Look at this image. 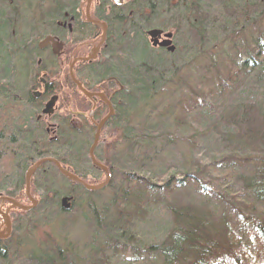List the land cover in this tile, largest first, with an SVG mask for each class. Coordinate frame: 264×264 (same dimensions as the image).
<instances>
[{"label": "trees", "instance_id": "obj_1", "mask_svg": "<svg viewBox=\"0 0 264 264\" xmlns=\"http://www.w3.org/2000/svg\"><path fill=\"white\" fill-rule=\"evenodd\" d=\"M170 1H134L130 31L134 16L147 19L148 14L154 13L159 18L168 19V15L174 14L179 18L176 23L185 22L187 29H190L188 31L196 33V39L188 43L182 39V49L178 50V55L161 50L162 56L156 64L150 60L149 52L153 47L144 34L151 24L139 27L138 36L106 37L101 52L102 60L96 63V67H90L88 72L96 77V82L100 85L107 84L116 89L114 113L105 124L117 126L121 130L125 152L114 164L106 166L110 180L104 189L88 191L71 181L68 182L73 186L70 185L69 188L67 184L60 192L54 189L55 199L52 197V202H49L53 212L49 218L54 215L56 222L59 220L62 214L60 210H63L60 198L69 196L72 198L71 208L76 203L79 209L76 213L92 221V241L82 245V249L87 252L83 261L87 264H125L128 263L126 258H119V254L124 256L127 253L134 255L131 264L138 261H144L143 264H253V260L264 264V214L244 212L243 207L232 199L235 196L233 194H236L233 189L228 187L223 192L225 183H219L218 174L211 172L206 175L210 172L209 169H219V164L226 160H232L239 165L253 164L258 175L255 174V177L246 180L244 190L251 191L254 201L264 203V151L257 149L261 154H255L252 149V145L256 143L264 146V126L261 127L257 123V119L264 123V0H220L219 4L225 7L226 12L220 20L211 19L208 15L211 1L180 0V4L174 6ZM0 3V42L1 36H12L15 41L23 42L27 40L25 36L35 33V24H26L24 20L27 18L19 15L20 2L0 0ZM51 3L49 11L42 10V6L37 7L42 11V16H46L43 19L47 21L45 25L54 24L53 18H59L62 7L67 5L63 0H52ZM146 7L150 9L148 12ZM49 12L51 15L48 17ZM114 30L117 31L118 27H114ZM253 31L255 36H249ZM220 34L222 36H218ZM1 46L0 43V49ZM18 47L25 46L22 44ZM24 53L26 56L28 51L25 50L22 54ZM8 61L6 57L0 56V81H4L5 85H8L5 79H13L11 71L7 68ZM22 62L21 59V68ZM196 63L197 67L194 66ZM11 66L14 67L13 64ZM221 68L225 71V76L219 73ZM183 70L185 74H182ZM190 83L193 84L192 87ZM237 90L230 104L226 97ZM16 94L20 95L14 88L10 93L4 89V96L10 101L15 100ZM23 96L28 97V94L20 95V99ZM167 104L168 108L160 113ZM175 108L186 112L182 114L178 111L179 116L176 117ZM167 109L168 117L173 119L174 125L189 126V120L195 123L196 131L190 135V146L197 148L200 141H204V134L199 132V129L206 131L211 127V132L220 135L219 138L229 139L234 147L230 153L234 154L223 155L218 161L215 159L208 163L201 164L200 159L189 165L183 163L179 169L171 166L158 170L159 166H151L154 160L152 156H142L144 150L151 152V146L157 141H162L165 148L175 142L174 136L164 135V129L157 131V118L159 115L167 117ZM228 109L230 111L226 112ZM98 113L96 122L102 119L103 109L100 108ZM216 113L218 114L215 115ZM140 114H144L143 122L136 125V118ZM182 116L187 119L184 120ZM88 124V127L94 128L90 121ZM27 127L28 120L23 119L20 129H23L26 135L25 143L29 142L33 145V150H36L39 139L35 134L36 129L29 130ZM241 128L245 130L241 131ZM39 132L43 134L42 130ZM32 135H36L34 140L31 139ZM92 142L93 137L91 144ZM79 143L81 142L77 143V147ZM86 144L88 145L87 141ZM238 150H243V156L235 155ZM94 156L100 162L96 154ZM56 159L60 164H64L62 158ZM142 163H148L149 169H141ZM70 166V172L86 180L84 174L74 171L72 165ZM23 180L20 175L21 184ZM190 183L203 195L206 192L217 193L218 201L230 208V216L246 225L256 249L251 250L246 245L236 247L235 242L239 239L229 223L225 222L223 233L218 235L207 222L205 223L204 218L189 216L190 214L173 206L168 208L172 223L159 229V234L164 237L162 240L151 242L135 237L131 219L144 212L142 206L144 202L150 201L148 195L162 193L168 196ZM77 189L82 192L81 194L78 191L79 196ZM217 189L222 190L223 194L217 192ZM105 190H109L110 197L103 196ZM251 206L253 207L252 204ZM109 210L114 214H107ZM223 211L226 213L227 210ZM25 215L23 214V217ZM22 218L17 217L18 225L21 224ZM4 241L0 240V264H7L5 260L9 248L6 246L7 241ZM129 241L133 244L137 241L135 248L128 247ZM142 250L146 254L145 259L141 258ZM74 257V252L70 249L65 251L54 242L48 245L41 255L39 253L35 256L32 252L28 256V264H78ZM77 259L81 261L80 257Z\"/></svg>", "mask_w": 264, "mask_h": 264}, {"label": "rangeland", "instance_id": "obj_2", "mask_svg": "<svg viewBox=\"0 0 264 264\" xmlns=\"http://www.w3.org/2000/svg\"><path fill=\"white\" fill-rule=\"evenodd\" d=\"M67 1L68 0H63L65 4ZM134 1L137 2L144 0ZM205 1H211L209 4L210 11L208 13L211 19L216 18L217 20H220L224 14L226 15L224 10L225 7L223 8L221 4H219L220 0ZM16 2H20L21 11L19 12V15L22 18H27L24 20L26 24L29 23L30 26H32L33 23L35 24V33L25 36L27 40L23 42H20L21 40L15 41L12 39V36H1L0 43L2 46L0 49V56H4L9 60L7 68L11 71L13 79H5L8 82V85H5L6 83L4 81H0V193L5 194L12 192L17 198L21 196L23 199V196H25V181L23 180L22 184L20 183V175L24 178V172L27 168L39 158L46 156L55 160H57L56 157L62 158L64 164L60 165L68 171L72 169L70 166L72 165L74 171L84 174L86 179L84 181L86 183L92 185L101 183L106 179V173L92 163L88 150L90 148L89 146L91 144L92 137L94 138L96 129L95 127H88L89 121L87 119H85V122L82 123L84 125L82 127L76 116H73V114L70 113L64 105L65 102L63 98L67 92L64 83L67 72L66 61L68 60L66 55H69L71 47L68 46L64 51L65 55L62 56H54L48 50L41 52L39 49H34L35 46L37 47L38 42L44 37L43 34L46 30H56L59 32L55 26L44 24L47 23V21L43 20L46 16H42V11L38 9L42 6V10L49 11V8L52 5V0H16ZM169 3H174L172 6L178 5L180 4V0H175L174 2L171 0ZM1 6L2 5L0 3V7ZM145 10L149 11L150 9L146 7ZM17 11L18 10H16V12ZM162 14L163 12L161 15ZM50 15L51 13L49 12L47 16L49 17ZM167 17L168 19L159 18V16H156L154 13L151 15L148 14L147 19L141 17L136 18V16H134L131 32H133V36H138L140 28L146 27L150 24L152 26L163 28L167 32L174 34L171 45H174L176 49H174L171 53H173V55H178V50L182 49V39L187 43L193 42L197 35L196 33H190L188 31L190 29H187L185 22L176 23L179 19L176 15L170 14ZM56 18L59 20L58 16ZM52 22L54 23V20ZM218 36H222V34ZM249 36H255V32L253 31V33ZM13 38L15 37L13 36ZM146 40L148 41L147 36ZM238 41L241 42V39L238 38ZM22 44L26 49L18 47V45L20 46ZM25 50L28 51L26 57L25 53L22 54ZM161 50L166 51L160 47L152 48V51L149 52L151 57L150 60L152 62L157 64L158 58H160L163 53ZM168 52L170 53V51H166V53ZM18 54L21 55L18 56ZM99 58H101V56H99ZM21 59L23 61L22 68L19 65V61ZM12 64L14 66L13 68L11 66ZM197 65V63L194 64L196 67ZM184 71L185 70L182 71V74H185ZM219 73L222 76H225V71L222 70V68ZM38 78L46 79V81L51 85L52 91L58 95V101L54 104L55 110L50 115V118L44 116L41 120L36 122L34 121L35 114L39 113L40 107L42 108V104L47 98L44 97L41 104L39 101H33V103L26 104L21 101L22 99H20V95H24L25 91L28 92V87L30 85H32V89L34 87L35 90L40 89L37 83ZM250 82H252V80ZM189 85L191 87L193 86L192 83ZM101 87L105 89L109 86L107 84H101ZM12 88L20 94H16L14 101H10L4 96V89L6 92L10 93ZM111 89H113V87H111ZM69 91L72 90L70 89ZM237 92L238 90L232 92L231 95L226 97L227 102L231 104ZM184 94L186 95V93ZM230 96H232V98H230ZM174 100L176 101V99ZM71 102L74 107H79L80 105L76 100H71ZM166 108H168V104L160 111V113L164 112ZM175 110L176 117L179 116V112L182 114L186 112L185 110L182 112L180 108H175ZM229 111L230 109L226 110V112ZM217 114L218 113L215 115ZM31 116L32 118L30 119ZM182 117H184V120L187 119L186 116ZM23 119L28 120L27 129H36L35 134L38 135L39 138L37 139L38 145L36 146V150H33V145L29 144V142L25 143L26 135L23 129H20ZM143 119L144 114H140L138 118H136V125L139 122L142 123ZM101 120L102 119L99 121L97 120L98 123ZM156 122L158 125L157 131L164 129V135L169 137L174 136L175 138V142L169 148H165L162 141H157V143L155 142L156 144L151 146L153 147L151 148V152H145L144 150L142 156H152L154 161H152L151 166H159L158 170L171 166H175L176 169H179L181 164L186 163L189 165L190 163L198 162V159H200L201 164L203 162L208 163L209 161H213L215 159L218 161L223 155L226 156L234 154L230 153L234 147L230 143L229 139H226L225 137L219 138L220 135L217 136L215 135V132H211L213 130L211 127L206 131L198 128L199 132H203L204 134V141H200L197 148L190 146V135L194 134L196 131L195 123L193 120H189V126L186 124L182 127L180 125H174L173 119L168 117V109L167 117L159 115ZM257 123L260 124L261 127L264 126V123H261L260 119H257ZM48 124H50L49 128L52 129L50 131L48 130L46 133L44 129L48 126ZM40 130L43 131V134L39 132ZM243 130H245V128H241V131ZM36 135H32L31 139L34 140ZM121 136L122 132L117 126L114 127L109 124H104L102 126L98 143L95 148V154L97 159L100 161L99 163L105 167L114 164V161L119 160L125 152V145ZM4 137L6 138L4 139ZM86 141L88 142V145L86 144ZM78 142H81L79 143V147L76 146ZM256 144H253L254 146L252 145V149L255 154H261L260 152L264 151V146ZM257 149H259L260 152H258ZM242 153L243 150H238V153L235 155L243 156ZM148 165V163H142L140 168L148 170ZM68 167H70V169ZM212 169H209L210 172H207L206 175L211 172L218 174L220 178L219 183H225V187L222 189L223 192L224 189L228 187L233 189L232 191H235L236 194H233L235 196L232 197V199L237 202L241 208L243 207L244 212L249 213L252 211L254 213L264 214V203L254 201L251 191H246V189L244 190L246 180L255 177V174H257L256 168L253 164L239 165L232 160H226L225 162L219 164V169ZM67 184L68 188L70 185L73 186L67 179L57 172L51 163L44 164V166H42L36 174H34L31 178L29 194L37 201L34 207L35 209L31 212H22L18 209H13L11 211V213L15 214L13 216L14 220L12 227L10 224L11 233L4 241H7L6 246L9 248L8 255L5 260L7 264H28V256L32 252L35 256L39 255V253L41 255V252L46 250L47 246L53 244L54 242L55 245L57 242L62 249H65V251L70 249L74 252V256L76 257L74 258L78 264H87L83 261L87 252L82 249V245L85 243L89 244L92 241V221L85 218L82 214L76 213L79 210L76 203L72 208L70 207L65 210L61 209L60 212L62 214L59 213L60 218L57 222L54 215L51 219L49 218V215L53 212L49 206L52 202L51 198H54V189L60 192V190L67 187ZM64 185L66 187H64ZM102 189H104V187L100 190ZM222 190L217 189L216 191L223 194ZM78 191L81 194L82 192L80 189H77L79 196ZM106 195H110L109 190H105L103 196L106 197ZM148 196L150 201L147 203L144 202V205L142 206V210L144 212L139 216H133L131 219L133 225L132 232L139 240L144 239L151 242L162 240L164 237L159 234L161 231H159V229L167 227L170 223H172V215L170 214L168 208L169 206H173L190 214L189 216L195 215L196 217L204 218L205 223L207 222L208 226L214 230L213 232H217L218 235L223 233L225 222L229 223L232 226L235 235L239 239V241L235 242L236 247L246 245L249 246L251 250L256 249V245L253 242L251 234L247 232L246 225L240 221H236L230 216V208L225 206L224 203H220L218 201L219 197L217 193L206 192V194L203 195L190 183L184 188L173 191L168 196L162 193H153ZM20 204L27 205L28 202L26 203L25 200H22ZM246 204L248 205L245 206ZM224 209L227 210L226 213H224ZM84 211L88 213L87 210ZM108 213L112 215L114 214L111 210H109L107 214ZM23 214L26 215L23 217ZM17 217H23L20 221L21 224L19 225L17 224ZM101 240L99 242H101ZM136 243L137 241H135L134 244L136 245ZM134 244L129 241L128 247L135 248ZM141 254V258L145 259L146 254L143 250L141 251ZM119 255V258L121 259L126 258L125 260H127L128 263L125 264L132 263L131 261H133L134 255L130 253H127L124 256H122V254ZM77 257L81 258L80 262ZM143 263L144 261H138L135 264ZM33 264L37 263L35 262ZM253 264L258 263L253 260Z\"/></svg>", "mask_w": 264, "mask_h": 264}, {"label": "flooded vegetation", "instance_id": "obj_3", "mask_svg": "<svg viewBox=\"0 0 264 264\" xmlns=\"http://www.w3.org/2000/svg\"><path fill=\"white\" fill-rule=\"evenodd\" d=\"M133 5H134V0H119L118 2L116 0H89V1L88 0H76V2H74L73 0H68L67 5L62 7V14L59 17V20L57 18H53L54 24H50V26L51 25L55 26V28L60 30V32H57L56 30L55 31L46 30L43 34L44 37L38 42L37 47L35 46L34 48V49H39L41 52L48 50L52 55L62 56V55H65L64 54L65 49L68 46L71 47L69 55H66L68 60L66 61L67 72H66V78H65L64 83H65V89L67 90V92L65 93L63 99L65 102L64 105L66 106L68 111L72 113L73 116H76L77 120L80 122L82 127L84 126L82 123L85 122V119H87L88 121H90L91 126L95 127L96 129L98 121H99L98 119V121L96 122V115L97 116L99 115L98 111L100 110V108L103 109V112H104L103 117H104L108 113V110H109L108 104L106 102L108 101L110 105L112 106V108L114 107L113 101H114L115 92H116V89L114 88V86H111L109 84L111 87H113V89H111L110 87L103 89L101 85L96 82V77L90 75L88 70L90 69V67L91 68L96 67V63H99L102 60L103 57L101 55V52H102V48L105 44V40L107 36H133V34L131 33L129 29V24L131 23V19L134 15ZM110 24H111V27H110ZM114 27L115 29L116 27H118V30L115 31ZM151 30H159V34L157 35V36H160L157 38L159 41L166 39L167 38L166 36L170 34L171 36L170 40L172 43V40H173L172 38L174 36L173 33L167 32L163 28H159L156 26H149L145 29L144 34L145 36H147L148 42L150 43L151 46H152V42L150 41V37L148 35V32ZM102 36H104L103 42L101 43L99 49L96 51V46L101 42ZM45 39L48 40L47 46L43 48H39V43ZM55 42L62 44V48L57 54H54L53 49H52V45ZM170 46H174V45L170 44ZM156 47H159V46H156ZM160 48L168 51L164 47H160ZM99 56H101V58H99ZM88 57L89 59L80 60L81 58H88ZM73 61L74 63L71 67L72 75L74 79L80 83L83 89H85L87 92L92 94L90 98H87L82 93V91L78 88L77 84L71 78L69 64ZM37 83L40 89L35 90V87L32 89V85H30L28 87L29 91L24 92V94H28V97H24V96L21 97L22 99L21 101H23L26 104L33 103V101L34 102L39 101L41 104L42 99L46 97L47 99L42 104L43 109L45 107V104L50 100L52 96L56 95L57 96L56 102L58 101V95L55 94L54 91H52V87L46 81V79L38 78ZM70 89L72 91H69ZM99 94H102L104 99L101 98ZM71 100H76L80 104L79 107H74L72 105ZM42 108L40 107L39 113L35 114L34 121L37 122L41 120L42 117L44 116L47 118H50L51 117L50 115L55 110L53 109L52 113L46 114L42 112L43 110ZM31 118L32 116L30 117V119ZM49 125L50 124H48V126L44 129L46 133L48 130L50 131L52 129V128H49ZM5 138L6 137H4V139ZM95 148L93 151V155L95 152ZM45 158H48V157H42V158H39L38 160L45 159ZM46 163H51L53 166H55L53 162H49V161L41 163L39 167L31 174L30 183H31V178L34 176V174H36V172ZM33 164H31L27 168V170ZM26 171L24 172V181H25ZM57 172L59 173L58 170ZM29 188H30V185H29ZM29 196L36 201V199L32 197L30 194ZM19 197L17 198L15 194L12 192L5 193V194L0 193V231L4 228L3 220H2V213H4L6 209H8L7 215L10 218V224L12 227V223L14 220L13 216L15 214L11 213V211L17 208H10L9 206H11V203L9 202V200H13V201L20 202V203L22 202V200H25L26 203L28 202L27 205L30 204L26 194L25 196H23V199L21 198V196ZM63 197L69 198L66 204L68 203L69 208H70L71 207L70 201L72 198L69 196H63ZM63 197L60 198V202ZM34 207L28 211H23L20 209L18 210L22 212H31L32 210L35 209ZM0 240H5V239H0Z\"/></svg>", "mask_w": 264, "mask_h": 264}, {"label": "water", "instance_id": "obj_4", "mask_svg": "<svg viewBox=\"0 0 264 264\" xmlns=\"http://www.w3.org/2000/svg\"><path fill=\"white\" fill-rule=\"evenodd\" d=\"M116 1L118 2L119 0H116ZM158 34H159V30H151V31L148 32V35L150 37V41L152 42V46L153 47H156V46L164 47L168 51L172 52L174 50V46H170V44H171V40H170L171 36H170V34L168 36H166L167 37L166 39H163L161 41H159L157 39L158 37H160V36H157ZM103 39H104V36H102L101 42L96 46V51L99 49L101 43L103 42ZM47 43H48L47 39L41 41L39 43V48H43V47L47 46ZM61 48H62V44L61 43L55 42L52 45V49H53V53L54 54H57L61 50ZM86 59H89V57L88 58H81L80 60H86ZM74 61L69 64L71 78L77 84L78 88L82 91V93L87 98H90L92 94H90L85 89H83L82 86L80 85V83L77 82L74 79L73 75H72L71 67H72ZM99 96L104 99L102 94H99ZM56 100H57V96L56 95L52 96L50 98V100L45 104V107L42 110V112L46 113V114L52 113ZM106 103L108 104L109 111L106 114V116L104 118H102V120L97 124V128H96V132L94 134L93 142H92V144H91V146L89 148V157H90L92 163L96 167H98L99 169H101L102 171H104L106 173V179L103 182H101V183H98L96 185H92V184L86 183L83 179L79 178L77 175H75V174L69 172L68 170L64 169L57 160L51 159V158L41 159V160H38L37 162H35L26 171V175H25V194L28 197V200H29L30 204L26 206V205H22V204H20V203H18L16 201L9 200V202L11 203L10 208H17V209H20V210H23V211H28V210H30L31 208H33L36 205V201L29 196L30 176L39 167V165L41 163L46 162V161L53 162L54 165L56 166L57 170L59 171V173L62 176H64L65 178H67L68 180H70V181H72L74 183H77V184L81 185L83 188H85L88 191H98V190H100L101 188L105 187L108 184V182L110 180V175L108 174L107 168L104 165H102L101 163H99L95 159V157L93 155L94 148L97 145L98 139H99V136H100V130H101L102 126L105 124L106 120L110 116H112L113 113H114L113 108L110 105V103L108 101ZM68 199L69 198H67V197H63L62 198L61 206L63 207V209H68L69 208V204L68 203L66 204ZM7 211H8V209H6V211L4 213H2V220H3L4 228L0 231V239H6L9 236L10 231H11L10 218L7 215Z\"/></svg>", "mask_w": 264, "mask_h": 264}]
</instances>
